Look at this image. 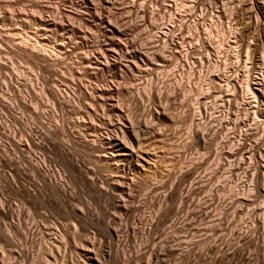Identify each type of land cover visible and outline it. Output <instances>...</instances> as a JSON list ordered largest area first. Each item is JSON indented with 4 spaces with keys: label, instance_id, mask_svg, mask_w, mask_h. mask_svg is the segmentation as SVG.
<instances>
[{
    "label": "bare ground",
    "instance_id": "bare-ground-1",
    "mask_svg": "<svg viewBox=\"0 0 264 264\" xmlns=\"http://www.w3.org/2000/svg\"><path fill=\"white\" fill-rule=\"evenodd\" d=\"M38 1L39 0H0V10L4 11V13H1V14H7L5 11L9 12V10H12V9L15 10V11H20V12H18L20 17L19 16L18 17L20 18V20L22 22H25L27 24L28 23L29 24H34L35 26L38 27L37 28V27L34 26L35 29H32V30H34V34L31 33L29 30H25L26 32L21 31L20 35H18L17 33L15 34L16 36L18 35L17 37L15 36L16 37L15 41H18V42H16L14 44L15 46H17L15 48L18 49V53L17 54L20 55V57L27 58V59H32L38 65V67H41V69H42V67H44V66H42V64L47 65V67L49 66L48 69L50 67L51 68L54 67L53 70L49 69V70H51L49 75L50 74L54 75L55 71H56L55 68H57V66H59L60 64L65 65L64 69L66 68L68 70L69 75L72 78H74L78 74L77 71L78 70L81 71L82 67L80 66L81 68L80 69L78 68V70L76 71V69L72 67L73 64L70 65V63L67 62V60L69 59L70 54H71V50H69V47H71V45H73V47L74 46L75 47L73 48L72 51L78 50V49H79L78 51H80V49L84 45L86 46L87 45L86 44L87 43L86 40L88 39L87 38L88 35L85 37V38H87L86 40H85V38L83 36L86 35L85 34L86 31H90V30L87 29L85 32L83 30V32H84L83 33L81 28L84 29V28L87 27L86 26L87 24H88V27H89V25L92 26V24L88 20L89 18L87 19L88 21L85 22L86 20L85 21L83 20V15L84 14L80 15L79 11H77V10L76 11H74V10L73 11L66 10V8L64 6L65 0L63 1V3L61 1V3L63 4L64 7L61 4H59V2L57 1V4H55L54 8L51 5H43L44 3L42 4V3L38 2ZM40 1L42 2V0H40ZM50 1L52 2V0H50ZM70 1H72V0H70ZM70 1H68V3H72ZM98 1H99V4H101L102 2L107 4L111 0H109V1L108 0H82V2L79 3V4L77 3L76 6L78 8H83L82 6H84V8L87 10V12L95 14L96 13L95 11L97 10L96 9L97 5H95V2H98ZM149 1L151 3V1L153 2L154 0H149ZM157 1H156V3H157ZM189 1L190 0H188V2ZM44 2H46V1L44 0ZM47 2H48V0H47ZM54 2H55V0H54ZM111 2L109 4H111ZM200 2L201 1H197V0H193L192 1L191 0V5L189 7L190 10H189V13L187 14L188 18H190L193 15L196 16V14H198L197 12L200 9L199 5L203 1L201 3ZM50 4H53V3H50ZM113 6H114V3H113ZM68 7H71V6H68ZM104 7L106 8V6H104ZM122 7L126 9V7H124V6H122ZM147 7L144 6V5H143V7H140V9L142 8L141 9L142 12L141 11L140 12L142 13L141 16H142V20L143 21H145L146 18H148L150 16V18L153 20V23L156 25V26L154 25L155 31H157V33H155V38L150 36V38H153V40L151 39V41H150V39H148L150 42L154 41V43H152L153 45H151V43L147 40L152 47L149 46V47H151V48H149L148 47V43H144V42L138 44L137 42H139V41H136V40H135L136 42H132V41H134V40H132L131 41L132 44L129 43L128 46L126 45L127 42H125V44H124V41H123V44L128 49H130V51L128 52L127 51L128 49L126 48L127 49L126 51L128 52V54L130 53V54L133 55V57H132L133 59H135L137 56L141 57V56L144 55L145 59H148L149 62L152 61L150 63L154 62L153 66H156L155 69H159V67L163 66L162 64H161L162 65L161 66L160 63H162V62L164 63V61L166 62V60L168 58V55H167L168 53H170V55L172 56V57L170 56L171 58L177 59L176 57H178V56H175V51L178 50V48L181 46V44H180V40L178 41V39L176 38L177 36L172 37L174 35L168 34V36L171 35L170 36L171 38H170V37H167L166 35L165 36L161 35L160 29L166 23V18L164 17L166 14L161 15L162 11H158V10H157V12L154 11L153 5H152V7L148 8L146 10ZM109 8H110V5H109ZM129 8L126 9V10H129ZM6 9H9V10H6ZM69 9H72V8H69ZM74 9H76V8L74 7ZM107 9H108V7H107ZM166 9H168V8H166ZM30 10H33V12L35 10L36 11L35 13H37V14L32 13ZM83 10L80 9V13ZM132 10H129V11L132 12ZM136 10L138 11L139 9L136 8ZM29 11L31 13H29ZM85 11H84V13H85ZM100 11H102V10H100ZM129 11H127V12H129ZM140 12H138V13L140 14ZM99 14H103V13H99ZM99 14H98L97 17L103 16V15H99ZM122 14H123V12H122ZM139 14H137V12H136L135 15H139ZM15 15H17V14L15 13ZM111 15L112 14H110V16ZM129 15L130 14H128V18L130 17ZM12 16H13V18L11 17V19H14V15L13 14H12ZM106 16L107 15H105L104 18H106ZM110 16H109V19L114 17L113 16V17L110 18ZM119 16H121V15H119ZM9 17H10V15H9ZM9 17L6 16V18H9ZM15 17H17V16H15ZM86 17H84V18H86ZM97 17L95 18L96 20H97ZM125 17H127V16H125ZM131 17H133V15ZM137 17H139V16H137ZM137 17L135 16L134 18H137ZM140 17H139V19H140ZM92 18H94V17L92 16ZM107 18H108V16H107ZM115 18L118 21L117 17H115ZM199 18H201V17H199ZM81 19L83 20V24L86 23V25H85L86 27H79L80 24H78V22L82 21ZM95 19L93 20V22L95 21ZM102 19H103V17H102ZM131 19L132 18H130L129 20H126V21H130ZM139 19H137V20H139ZM151 19H150V21H151ZM20 20L18 19V21H20ZM201 20L203 21V19H201ZM15 21H17V20H15ZM117 21L114 22L112 19L111 20L103 19V23L105 25V28H103V27H101V28L106 30V35L104 37L107 38V36H108V39L106 41V44H104L105 46H103V42H102V46L100 45L101 43L98 42L99 45H100L99 51L100 50H102V51L97 52L98 49L97 50L93 49L95 51L91 50L93 52V53L91 52L92 54L89 53L90 51L89 52L87 51L88 53H86V55H84L83 57H82V55L79 56L80 58L82 57L79 61H78L79 58L76 59L75 65L76 64L79 65L77 62H80V65H85V66H83V67H85V70L82 69V73H84L85 71L87 72L88 70H90V71L91 70H93V71L96 70V71L104 73L105 70L111 69L112 67L116 68L115 70L117 72L118 68L121 65L124 64V63L121 64V65L117 64V62H116L117 58H116V56L114 54L117 53L118 50H120V52H121V50L123 51V48L125 46L120 44V39H119V41H117L113 37L112 38L110 37L111 35H113V33H117V31L119 29H121V27L120 28L117 27L118 30L115 29L116 26H114V25H116ZM131 22H129V23H131ZM134 22H136L135 19H134ZM139 22L140 23L138 25L142 24L141 21H139ZM187 22H186V19L181 22V29H184L187 26ZM198 22H201V21L198 20ZM96 23H97V21H96ZM96 23H95V25H96ZM137 23H138V21L135 24L136 26H137ZM99 24H101V23L99 22L98 26H99ZM117 24H119V23H117ZM121 24H123V23L121 22ZM195 24H196V22H195ZM195 24H193L195 26V28H196V26L197 27L199 26V25H195ZM127 25H128V23H127ZM127 25H125V26H127ZM81 26H83V25H81ZM94 26H93L92 30H94ZM101 26H103V25H101ZM117 26H120V24L117 25ZM151 26H153V25H151ZM258 26H260V25H258ZM129 27L130 26H128V28ZM154 27H153V29H154ZM199 27H201V25ZM28 28H29V26H28ZM36 28L39 29V31H40V28H41V32L43 31V33L50 32L52 35L56 34V36H58L60 34L61 35L60 36L61 40H63V41L62 42L60 41L61 43H59L58 41H57L58 43L52 42L51 41L52 39L50 38V36H49L50 40H49V38L47 36H45L43 38H40L39 36H41V35L37 36L38 37L37 38V37H35V30H37ZM96 28H97V26H96ZM99 29H98V31H99ZM127 29H126V32H127ZM129 29H128V31H129ZM134 29H135V26H134ZM137 29H143V28L140 27V28H137ZM148 29L150 30V28H148ZM124 30L125 29L123 28V31ZM132 30H133V27H132ZM134 31H136V29ZM150 31H148V32L150 33ZM155 31H152V32L154 33ZM13 32L15 33L14 29H13ZM16 32H18V30ZM38 32H37V34H39ZM41 32H40V34H42ZM93 32H96V30L93 31ZM108 32H110V34ZM6 33H2L0 31V52H1L0 55H3L2 48L4 49V45L6 44V42H8V46H9V42L14 43V40H11V38L9 37L10 34L7 33L9 36H6L5 35ZM22 33H24V34H22ZM99 33H101V35H102V32H99ZM103 35H102V37H103ZM114 35H116V34H114ZM176 35H178V34L176 33ZM32 36L37 38V40L35 38H31ZM122 36H125V35L123 34ZM126 36L128 38V35H126ZM133 36H135V35H133ZM120 38H122V37H120ZM163 38H164L165 41H163V44H162L161 42H162ZM92 39H94V38H92ZM141 39H143V38H141ZM59 40H60V38H59ZM104 40H105V38H104ZM121 40H123V39H121ZM169 40L172 43V45L175 48H177V50L171 48L172 50L170 52H168V51L166 52L165 51V48H167V47H165L164 45ZM96 41H97V39H96ZM96 41H92V42L96 43ZM101 41H102V39H101ZM127 41H128V39H127ZM144 41H145V39H144ZM92 42H91V44H92ZM95 43H93V45ZM169 46H171V44ZM87 47H89V45ZM6 48H7V46H6ZM87 49L88 48H86V50ZM85 51H84V54H85ZM114 51H117V52H115L113 54ZM14 52H17V51H14ZM14 52H12V55H14ZM111 53L113 55L114 60H113V58H111L112 57ZM72 54H73V52H72ZM76 54H77V51H76ZM79 54H77V56ZM82 54H83V52H82ZM128 54L127 53L124 54L125 59L123 57V61L126 60ZM5 55H6V53H5ZM7 55H11V54H7ZM121 55H119L118 57H122L123 56V55L122 56ZM132 55H130V57ZM186 57H188V56H186V54H184V53L181 56V60L183 61V65H182V62L178 61V62H180L179 64L182 65V67H181V65H179L180 68H182V71H183L184 67L186 68L187 66L188 67L190 66V65H186V60H188ZM140 59L143 60V58H140ZM81 61H82V63H81ZM121 61L122 60L120 58V62L119 63H121ZM134 61H136V60H134ZM145 61H147V60H145ZM0 62H2V63H0V74H2L1 73L2 71L7 70V67H5L7 65V63H6L7 60H6L5 63H3L2 60H0ZM133 62H131L132 64L128 65L127 64L128 61H127L126 65L129 66V68L131 70H132L131 67H133L134 69H137L136 72L139 73L140 69H139L138 64H136V65L134 64L133 65ZM136 63H138V62L136 61ZM143 63H145V62H143ZM197 63H199V62L197 61ZM200 64H201V62H200ZM126 65H124V66H126ZM147 65H149V64H147ZM141 66L143 67V64ZM141 66H140V68H142ZM153 66L151 65L152 68H153ZM47 67H46V69H47ZM126 67H124V68H126ZM176 67L178 68V66H176ZM192 67L193 66H191V69H192ZM8 68L11 70L10 67H8ZM148 68L150 70V67H148ZM205 68H206V66H205ZM86 69H88V70H86ZM127 69H128V67H127ZM134 69L132 70L133 72H135ZM258 69H259V67H258ZM13 70H15V68ZM192 70L194 71L195 69H192ZM253 70H255V69H253ZM9 71L7 70L6 73L4 72L5 75ZM42 71H44V70L42 69ZM80 71H79V73L82 75V73ZM121 71H123V70H121ZM150 71H149L148 75L151 74ZM177 71L178 70H175V69L173 71V76H171L172 79L174 78L173 80H175V78L176 79L178 78L179 74H178ZM204 71H206V70L203 69V71L202 70L198 71L199 74H201L200 75V79H199V76H198V80H202L203 78L205 79L204 75H206V74H204L205 73ZM14 72L15 71H13V73ZM129 72L133 73L131 71H129ZM176 72H177L178 75L176 74ZM202 72H204L203 75H202ZM254 72H251V77H252V74H254ZM11 73L12 72H10V75H11ZM89 73H91V72L86 73L87 76L90 75ZM108 73H107V75H112V74L115 73V71H114V73L110 74V72L108 70ZM119 73L122 74V72H119ZM181 73H183V72H181ZM190 73L191 72H189V74ZM146 74H147V72H146ZM191 74H193V73H191ZM261 74L262 73L257 72L256 76L253 77L254 78L253 80L255 81L256 79L260 78ZM5 75H4V77H1V75H0V77H1L0 78V178H1V181L5 184V187L3 186L4 188L2 186L1 187L3 189H7L6 188V186H7L14 193L21 195L23 197V199L25 200V202H28L29 204H32V205L36 204L38 206L49 207V208H51L50 209L51 211L53 210L52 208L64 207L62 209L68 210L69 215L67 213L66 214L68 215V217L70 216L71 219L73 220V222L75 223L74 224V228H73V225L71 224L73 222L69 223L72 226L71 229H74L76 231L75 227H78L79 229H81L83 231V229H85V227H87V225H94L97 228L100 227L104 231V234H105V237H106L105 241H100L101 238H100V240H96L94 238L92 240L90 239V240L84 241L85 243H84V245L82 247L81 246L80 247H76V245H74V239H77V238H74L75 235L73 237L72 233L70 234V232H71L70 228H69L70 230H68L69 232H67V230H66V229H68L66 227H69V224H68V226L65 227L66 228L65 229L64 226H63L64 223H63V225H59L56 222H55L56 225L55 224L52 225V223H51L52 227H50V229H48V226H47V229L45 228L46 230H48V232H51L48 235L50 244H49V246H48V244H46L44 248L41 247L42 249L41 248L39 249L41 254H39L37 259L34 260V259H32L33 258L32 255H33V250H34L35 245H36L35 244V239H37L35 236H36V232L39 231L38 228H40V226L37 224L38 222L36 224L27 225L28 223H25L24 218H23L25 216V215H23V209L19 208L17 206V204L15 205V204L9 203V201H11V200L9 199V201H8L5 198V196L3 197V193L0 192L2 194V195L0 194V231H1L0 234H2V239H3L2 241H3L4 245L7 248L10 249L9 252L12 255H16V257H19V258L20 257L24 258L31 264H52V263L53 264H188L193 256L196 257L197 254H199L198 256L202 257L203 254H205L208 250H210V248H212L211 245L206 244L208 242L206 240V237L201 240L200 238L202 236L200 235L199 240L197 239L198 241H196L195 240L196 238L194 239V237L190 238V235H191L190 232H192L191 231L192 230L191 226H193L194 220L196 221V219L200 218L201 214L207 216L208 212L206 210H207V208L209 209V207H208L209 205L208 206L206 205L207 207L205 209H204V206H202L203 207L202 208L201 206L197 207L195 205L198 208L197 211L196 210L194 211L193 207L191 208V206H194V205H192L193 204L192 202L194 200L193 201L190 200V198H192L191 194L193 193V195H194V190L191 189L192 188V186H191L192 184L190 185L191 187H188V185H187L188 188L185 187L184 184H186V182L189 181L191 179V177H193V172H194V171H192L193 169L192 170H190V169L188 170L187 169L188 171L184 170L185 172H182L180 174V176H178V178L176 177V179L174 181L172 180L173 183L171 184V187L169 186L170 188L164 193H161V190H165L163 188H166V187H164L165 185L168 186L166 184L167 182L164 183V184L152 183L148 187L146 186L147 187V188H145V192L146 193L145 194H141L142 196L143 195L145 196V197L143 196V198H145L144 199L145 200V202H144L145 206L142 204L141 201L140 202L139 201L136 202L137 200L135 201V197H138V196H134V194H135L134 193V189H135L136 186H140L139 184L137 185V183H139V182H137L138 180L136 181V179H137L136 176H140L141 177L145 173H147L148 171H150L152 169L158 170V168H159L158 167L156 169V166L158 165V161H159L158 159H156V157H159V156H157L156 154H155L156 156L154 155L153 151L155 149H153V147L150 149V147L152 146L151 144H150L151 146L149 147V149L147 148V145H148L147 143H146V148H145V146L143 144V141H144L143 139H146L145 136L149 137L150 134L153 135L156 127H155V125L152 122L150 123L149 121H145L146 117L143 120L140 118L141 116L139 117L141 120L136 117L137 120L138 119L140 120V121H137L136 118L134 117V115H132L131 113L126 114L125 111H127V110L124 111L123 110L124 108L122 107L123 108L122 109L120 107L122 105L118 106L115 103V100H114L115 95L114 94H116L117 96H120L117 93H120V91L122 89L120 90V88L117 87L119 90L116 89L117 90L116 91L115 88H112L109 85H107V87L106 86L105 87H101V86H97L96 85L97 87L95 86V88L93 87V89H90V88L87 89L86 86H85L86 87L85 88L84 85H82L83 84V83H81L82 81L81 82L80 81L79 82L76 81L78 83H75V82H73V80L68 79L69 81L71 80V82H72L71 85L74 86L72 88V90H70V88H68L70 86H68V85L66 86V84L68 83L67 82L68 80H67L66 84L63 83L64 84L63 87L64 86L67 87V88H65V91L64 90H60L58 88L46 91L47 89L45 87H43L42 89L40 88L41 90L38 89L39 83L37 82V80H34L32 78L28 79L29 78L28 76L25 77L24 75L20 74V72L16 73L15 75L13 74L12 76L8 75V76L5 77ZM81 75H80V77H83V75L82 76ZM31 76H33V75H31ZM236 76L238 77V75H236ZM243 76L246 77V81H245L246 87H245V89L247 88V92H248L247 93L246 90H245V94L246 95L248 94L249 98L251 100H252V98L256 99V97L259 96V95L256 96V94L258 93L259 89L257 90L256 89L257 87L256 88L255 87L251 88V86L252 85H256V83H253L252 85H250V71L249 70L245 71V75H243ZM89 77H91V75ZM121 78H123V77L121 76ZM134 78H135V81H140L139 84H140L141 87L145 85V87L142 88L143 92H144L143 95L144 96H145V94L148 95L149 97L146 96V98L148 97V99L150 97H152L151 96V94H152V88H151L152 85L150 84L151 81L146 80L145 76L138 75V74L134 75ZM181 78L179 76V79H181ZM184 78L185 77H183L182 79H184ZM188 78L189 77L187 76V79ZM204 79L202 80L203 82H201L200 84L197 82V84H199L198 85V91L200 92L199 94H202V95H203V92H205L206 90L209 91V87L205 88L207 84L208 85H214V83H215L214 80L212 81L209 78H208V80L205 79L206 81H204ZM62 80L65 81L64 79H62ZM74 80H76V79H74ZM238 80H239V78H238ZM178 81L176 80L174 82L180 83V80H178ZM186 82L188 83L189 80L186 81ZM205 82H209V83L206 84ZM234 82H235V80H234ZM127 84H128V82H127ZM190 85L192 86V84H190ZM138 86L134 85V87L132 88V92H133V90H137L136 91L137 92L136 96L140 95V92L142 91L141 88H137ZM181 86H183V85H181ZM221 86L222 85H220V87ZM155 87H157V86H155ZM176 87H177L176 85L175 86L173 85L172 90H175ZM188 87H190V86H188ZM211 87L213 88V86H211ZM182 88L184 89V87H182ZM215 88H213V89H215ZM140 89H141V91H140ZM187 89H191V88H187ZM195 89L197 90V88H195ZM88 90H90V93H89ZM218 90H219V87H218L217 91ZM125 91H127V88H126ZM125 91H123V92H125ZM132 92L129 91V93L133 94ZM153 92L155 93V96H156V97L154 96L153 98H156L155 100L159 99V101H160L161 100L160 99L161 98L160 93H156L157 91L156 92L153 91ZM45 95H49L51 97V99L53 100V103H52L53 107L52 108H47V107L45 108L43 106V103H44L43 102V98L45 97ZM77 95H79V96H77ZM121 95H124V94H121ZM124 96H126V95H124ZM128 96H130V94ZM263 96H264V94H263ZM138 97H136V98H138ZM203 97H205V96L203 95ZM73 99L79 101V103L82 102V100L87 101L88 104L85 103L86 106L82 105L83 107H86V112L84 110L82 112V114H84L83 115L84 118L86 116H88L89 119L90 118L92 119L93 116L95 115L94 113L96 112V110H95L96 108L93 111L92 110L93 108H91V107H98L99 106V107L104 108L105 110H107V112L111 113L114 117H112L111 120H109L110 122H108L109 124L107 126L110 125L112 127V130L114 129V133L113 134L111 133L110 135L107 134L108 136H105V135L101 136L100 135L99 137L93 135V134L97 135V133L99 131H101L100 128L98 127L99 125H97L100 122H98L95 125L96 121L99 120L100 116H99V118L97 120L94 119V118L92 120H90L92 123L88 119H84V118L82 119L83 121H80L81 119L80 120L76 119L75 121L65 120L63 118V112H65L68 108H72L73 107V105H72L74 103ZM135 99H134V101H135ZM138 100H139V98H138ZM200 100L198 101V99H197V102H195L194 104H191L192 110H193V114H194V117L199 116V118L200 117L201 118H205V117H207L208 111L206 112V108L202 107L203 106L202 103L204 101L201 100L202 102H200ZM116 101H117V99H116ZM118 101H121V100H119V97H118ZM130 102H132V101H130ZM150 102H152V101H150ZM231 103L233 104L232 101H231ZM137 104H141V106L143 105L142 103H140V101H139V103L137 102ZM200 105H202V106L200 107ZM207 105H209V104H207ZM55 106H57V109L60 111L59 114L57 113V110L55 109ZM143 106H145V105H143ZM143 106H142L141 109L144 108ZM205 106H206V103H205ZM229 106H230V104H229ZM258 106H259V104H258ZM217 107H218V105H217ZM242 107H244V106L242 105L241 107H238L239 110L242 109ZM255 107L256 106H254V104L250 105L249 107H247L248 110L247 109L246 110L248 112L247 113L248 116L251 115V113H253L252 111L254 110ZM145 109L143 111H145ZM164 109H162V111H161L162 113L159 112V114H158L159 116H160V114H163V115L165 114V113H163L165 111ZM21 111H23V113H25V112L30 113V115H29L30 117L28 118L25 115L27 117V118H25L24 114ZM157 111H159V110H157ZM255 111H254V113H255ZM107 112H104V113H107ZM242 112H243V110H242ZM136 113H138V112H136ZM218 113H223V112L219 111ZM156 114H157V112H156ZM260 114H262V113H260ZM54 116H57L58 123H54V122H52L50 120V118H52ZM97 116L98 115H96L95 118ZM142 116H143V114H142ZM246 117H247V115H246ZM157 119H160V118H157ZM254 119L255 118H253L252 122L254 121ZM94 121H95V123L93 124ZM105 122H107V121H105ZM36 123L38 125H36ZM200 124L202 125V123H200ZM239 124H240V122H239ZM242 124H244V123H242ZM233 125H234V129L236 130V132H238V126H239L238 122L233 124ZM259 128L260 127L258 126V129ZM109 129H111V128H109ZM258 129H256V130H258ZM156 131L159 132V129L156 130ZM154 134L159 135L160 132H159V134H157L156 132ZM201 134H202V138H204V133L202 132ZM74 135H76V137L79 135L78 136L79 137L78 141H76L77 138L74 139L75 138ZM153 138H155V136H153ZM21 140L24 141L23 143H25V146H24L23 143H21ZM148 140H150V139L148 138ZM162 142H163V140H162ZM241 142H240V144H237V145L240 146ZM245 145H246V143H244V146ZM80 147L85 149V150L87 149L86 147H89V148H91L93 150V152L97 149L98 151L104 153V156L107 158L106 161L107 160L112 161V162H114L117 165L116 168L118 167V169L120 171L119 175H116L115 174L116 172L115 173L110 172L112 174H108L110 170L112 171L113 167L112 168L110 167L111 169H109L107 167L108 168L107 169L108 172L106 171L107 172L106 174H108V175L105 176V177L101 176L102 178L97 173V171L96 172H90V171H86L87 169H85V170L82 169V167L79 166V164H78L80 162H77L78 160L75 159V157H74V155L72 153V152L75 153L76 150L79 149ZM246 147H247V145H246ZM246 147H244V148H246ZM244 148L243 149L241 148L243 150V152H245ZM238 149H237V152L238 151L240 152V150H238ZM247 149L248 148H246V150ZM150 150H153V151H150ZM232 151H234V149ZM77 152H79V151H77ZM231 152H230V154H232ZM241 152H240V154H241ZM234 153L236 154V152H234ZM52 155L54 157L58 158L59 162L61 163V166L64 169V172L60 171L61 169L58 170V168L55 165L58 161L55 163L56 160L55 161L53 160V158H52L53 156ZM102 156L103 155H101L100 157L103 158L104 156L103 157ZM218 157H221V156L218 155ZM95 159H98V158H95ZM103 159H102V161H105ZM99 160H100V158H99ZM114 163H113V165H114ZM109 164H110V162H109ZM101 165H103V164H101ZM111 165H112V163H111ZM98 169H100V167ZM100 171H102V166H101V170H98V172H100ZM116 171L118 173V170H116ZM256 171H255V173H256ZM113 174H115V175H113ZM232 174H233V172H232ZM256 174H255V176L257 177L259 173L257 175ZM260 174H262V173H260ZM169 176H171V175H169ZM140 177H138V178L140 179ZM146 177H148V176H146ZM146 177L143 176V178L141 177V179L145 178V180H146L147 179ZM68 179L70 180V183H71V181L72 182L73 181H75V182L80 181L81 184H83L82 186L85 187L84 189H86V192L87 191L90 192V193L93 192L95 194L94 197H97V198H93V199H100L101 201L102 200L103 201L106 200L109 203V205L112 206L113 209H115V210H113L115 212H112V213H116L117 214V212H118L119 215L118 214L117 215L119 217H116L117 215L115 216V214L113 215L112 213L109 214V211H107L106 208L100 207V205H98V204L97 205L100 207V212L99 213H96L95 211H93L90 207L86 206L85 204L83 205L82 209L79 208L80 205L78 206L76 204L77 203L76 199L78 197H80V196H78V194L76 192H74L73 189H70L68 187V185H69V184L67 185V182L69 181ZM259 179H260L259 180V182H260L261 181V177ZM142 181H141V184H144L143 187H145V184L147 185V181H146V183L145 182L142 183ZM150 183L151 182H148V184H150ZM161 183H162V181H161ZM168 184H169V180H168ZM193 186H195V185H193ZM1 187H0V191H1ZM256 187H257V183H256ZM254 189L256 190L255 187H254ZM257 190H258V188H257ZM262 190H264V189H262ZM139 191H142V190L139 189L138 192ZM191 191H193V192H191ZM3 192H5V190ZM135 192H136V190H135ZM258 192H257V194H258ZM261 194H262V191H261ZM259 195H260V193H259ZM6 197L9 198L8 195ZM140 198H142V197L140 196ZM139 200H141V199H139ZM25 202H24V204H26ZM83 202H81V203L83 204ZM146 202H149L152 208L153 207H155V208L158 207L157 208L158 209L157 213H155L154 216H152V217L150 216V218H146L145 215H143L144 216L143 217V216H141L139 214L142 211V209L146 207V205H147ZM190 202H191V204H190ZM28 203H27V205H29ZM100 203H103V202H100ZM105 204H107V203H105ZM109 208H111V207H109ZM147 208H148V206H147ZM190 208L193 209V210H191ZM224 209L220 210V213H217L220 216V217L217 216L218 217V224L217 223L216 224L218 226L221 225V222H222V219H223L222 218L223 214H225V212L227 211V210L225 211ZM54 210H56V209H54ZM143 212H144V209H143ZM34 213H36V212H34ZM56 213H58V211ZM67 215H65V216L67 217ZM38 216H40V215H38ZM25 219H26V217H25ZM5 220H9L10 223H7V221L5 223ZM72 220H70V221H72ZM184 222H186L187 224H185ZM32 223H35V222L32 221ZM138 223L140 225H142V226L136 225ZM183 224L185 226H188V228L190 227L191 229L190 230L189 229H185L184 228L185 226ZM51 225L49 224V226H51ZM217 225H216V227H215V224L211 225L210 226V228H211L210 231H212L214 233L217 230V227H218ZM193 231H194V229H193ZM200 231L197 229V232H200ZM204 231H206V230H204ZM42 232H43V230H42ZM46 232L44 234H48V232L47 233ZM218 232H220V231H218ZM204 233H206V232H204ZM104 234L102 235L103 237H104ZM251 234L252 233H250V235ZM204 235L205 234H203V236ZM206 235H208V234H206ZM241 236L243 238V235H241ZM252 238H253V236H252ZM136 239H138V241H139V239L142 240V241H143V239L145 240V242L140 241V243H142V244L144 243L143 245H141L143 248H139L140 245L139 244H138L139 246L137 245L138 241L136 242ZM254 240H256L255 236L252 239V242H254ZM67 241L73 243L72 244L73 245L72 248L73 247L75 248V250L73 252L76 251V255H75L76 257H74L72 255L73 252L69 253L67 251V250H69V248L66 247L67 246L66 245ZM21 242H23L25 244L24 248H21V247H23ZM258 243H260V242H258ZM135 245H137L138 247L135 246ZM215 246H216V244H215ZM68 247H69V244H68ZM38 248H39V244H38ZM228 248H230V247H228ZM212 249H214V248H212ZM220 249L221 248L219 247V250ZM240 249L241 248L239 247V251L236 250V251L239 252V255L244 254V252L242 254H240V252H241ZM70 250H72V249H70ZM231 250H234V249H231ZM229 251H230V249L228 250V252ZM238 252L236 254H238ZM223 254H224V252H223ZM225 254H227L226 251H225ZM234 254L235 253H233V256H234ZM200 255H202V256H200ZM169 256L174 258L175 260H173V261L169 260L168 259ZM203 258H205V257H203ZM14 259H16V258H14ZM242 259H244V257ZM190 263L192 264V262H190Z\"/></svg>",
    "mask_w": 264,
    "mask_h": 264
},
{
    "label": "rangeland",
    "instance_id": "rangeland-1",
    "mask_svg": "<svg viewBox=\"0 0 264 264\" xmlns=\"http://www.w3.org/2000/svg\"><path fill=\"white\" fill-rule=\"evenodd\" d=\"M45 1L46 2H44V0H42V2H41L39 0L38 2H40L42 4L44 3L43 5H51L54 8L55 4H57V1L59 2V4H61L63 6L62 3L64 0H55V2H54V0H52V2L50 0H48V2H47V0H45ZM61 1H62V3H61ZM68 1H70V0H65V2H64V6H65L66 10H70V11H73V10L76 11L77 10V11H79L80 15L84 14L83 20L84 21L86 20L85 22H87L89 20L90 23L92 24V26L89 25V27H88V24L87 25H86V23L83 24L82 19H81L82 21H79L80 23L78 22V24H80L79 27H86L87 26L84 29L81 28L82 32H83V30L85 32L87 29L91 31V32L86 31L87 32V33L85 32L86 35L83 36L85 38L88 35L87 36L88 39L85 38V40L87 39L86 40L87 45L86 46L84 45L81 48L82 50L80 49L81 52L78 51L79 49L74 50L75 52L72 51L73 48L75 47V46L73 47V45H71L72 48L69 47V50H71V54H70V57L67 60V62L70 63V65L73 64L72 67L75 68L76 71L78 70V68L80 69L82 67L81 71L80 70L77 71L78 74L76 75V77L72 78L69 75L68 70L66 68L64 69L65 65H62V64H60L59 66H57V68H55L56 71H55L54 75H51V74L49 75V73L51 71L49 69L53 70L54 67L53 68L50 67L48 69L49 66L47 67V65L42 64V66H44V67H42V69L44 71H42L41 67H38V65L32 59L23 58L17 54L18 49L15 48L17 46H15L14 44L18 41H15L16 40L15 38L21 34V31L26 32L25 30H29L31 33L34 34V30H32V29H35V27H37V26H35L34 24H29V23H28L29 24L28 25L27 23L22 22L19 18L20 17L19 14H18V12H20V11H15L13 9H12L13 11L6 9V10H9V12L5 11L7 14H1V13H4V11L0 10L1 11L0 12V31L2 33L7 32L8 34H10V36L7 33L5 35L9 36L11 38V40H14V43L9 42V46H8V42H6L7 45L6 44L5 45L7 46L8 49L6 48L5 45H4V49L2 48L3 55H0V57L2 56L0 58V60H2L3 63H5L7 60V62H6L7 65L5 67H7L8 71L10 70L8 67H10L11 70L6 75H5V73L7 70L2 71L1 72L2 74H0L1 77H4V75H5V77L10 75V72H12L10 76H12L13 74L15 75L16 73L20 72V74L24 75L25 77L28 76L29 77V78L27 77L28 79L32 78L34 80H37V82L39 83L38 89H40V88L42 89L43 87H45L47 89L46 91H49L52 89H57V88L65 91V88H67V87H65V86L63 87V85L66 84V81L68 79L73 80V82H75V83L82 81L81 82V83H83L82 85H84V87L86 86L87 89H89V88L93 89V87L95 88L96 85L101 86V87H105V86L107 87V85H109L112 88H115V90L116 89L119 90L118 88H120V90L122 89L120 91V93L124 94L126 96L121 95L120 93H117L120 96H117L116 94H114L116 97V98L114 97L115 103L118 106L122 105L120 107L121 108L123 107L124 109L123 108L122 109L124 111L125 110L128 111V112L125 111L126 114L131 113L132 115H134L135 118L136 117L139 118L141 116L140 118L142 120L146 117L145 121H149L150 123L152 122L155 125V127L157 128V129L155 128L154 133L156 132L157 134H159V132H160L159 135H156L152 132L153 135L150 134L149 137L145 136L146 139H143L144 140L143 144H144L145 148H146V143L149 145V146L147 145L148 149L152 145L150 147V149L153 147V149H155V150L154 151L150 150V151H153L154 155L156 154L157 156H159V157H156V159L159 160V161L157 160L158 165L156 166V169L158 167L159 168H158V170L152 169V170H150L151 172L148 171L147 172L148 174L145 173L143 176L144 177L148 176V177H146L147 178L146 180H145V178L141 179V177L143 178V176H141V177L136 176L137 177L136 181L138 180L137 182H139V183H137V185L139 184L140 186H136L134 189V193H135L134 196H138V197H135V201L136 200H137L136 202L141 201L142 204L145 206V203H144L145 198H143L144 195L143 196L141 195V194L146 193L145 188H147L152 183L164 184L167 182L166 184L168 186L165 185L164 187H166V188H163L165 190H161V193H164L171 187V184L173 183V181L176 179V177L178 178V176H180V174L182 172L188 171L189 169L190 170L193 169L192 171L195 172V173L193 172V177H191V179L189 181H187L186 184H184L185 187H187V185H188V187L192 186L191 189L194 190V195L192 193L191 194L192 198H190L191 201L194 200L192 202L193 203L192 205H194V206H191V208L193 207L194 211L195 210L197 211L198 210L197 207L204 206V209H205L209 205L208 206L209 209L207 208V210H206L208 212L207 216L201 214L200 218L196 219V221L194 220V222H193L194 224H193V226H191L192 232H190L191 233L190 238L194 237V239L196 238L195 240L198 241L200 238V235L202 236L200 238L201 240L206 237V240L208 241V242L206 241L207 242L206 244L211 245L212 248H214V249L210 248V250H208L205 254H203V256L200 255L202 257H199L198 256L199 254H197L198 257L195 255L197 258L193 256L188 264H191L190 262H192V264H264V195H263L264 190H262V189H264L263 188L264 187V173H263L264 172V96H263V94H264V76H263L264 75V0H206V1L205 0H197V1H201V2L203 1V2L202 3L200 2L201 4L199 5L200 9L197 12L198 14H196V16L193 15L195 18L193 16H191L190 18L187 17V14L189 13V10H190L189 7L191 5V0L189 2H188V0L187 1L186 0H158L159 2L157 0H154L155 2L151 1V3L149 0H111L114 3V6H113V3L109 0H108L109 2L107 4H105L103 2L101 4H99V1H98V2H95V5H97V8H96L97 10L95 11L96 12L95 14L87 12V10L84 8V6H82L83 8H78L76 6V4L81 3L82 0H72V1H70L72 3H68ZM156 1H157V3H156ZM110 2H111V4H109ZM50 3H53V4H50ZM109 5H110V8H109ZM143 5L146 7L149 5L146 8V10L148 8L152 7V5H153L154 11H156V12H157V10L162 11L161 15L166 14L164 16L166 18V23L160 29L161 35H163V36L166 35L167 37L174 35L172 37L177 36L176 38L178 39V41L180 40V44H181L180 47L181 48L179 47L178 50H177V48H175L172 45L170 40L167 41V43H165L164 46L167 47V48H165V51L170 52L172 49H175V50H177V51L174 50L175 56H178V57H176L177 59H173V58H171L172 56L170 55V53H168V54L166 53L168 55L169 59L167 58V60H166L167 63L165 61H164V63L163 62L160 63V65L162 64L163 66L161 65L162 67H159V69H155L156 66H153L154 62L150 63L152 61L149 62L148 59H145L144 55L141 57L137 56L135 59H133L132 58L133 55L130 53L128 54L130 49H128L124 45L125 42H127V44H126L127 46L129 45V43L132 44L131 43L132 40H134L132 42L139 41V42H137L138 44H140L142 42L148 43V47L153 45L152 43H154V41H152V42H150V41H151V39L153 40V38H155V33H157V31H155V27H154L155 24L153 23V20L150 18V16L148 18H146L145 21L142 20V16H141L142 15V13H141L142 8L140 9V7H143ZM68 6H71V7H68ZM104 6H106V8ZM122 6L126 7V9H128L130 7L131 9L129 8V10H132V9L133 10L131 12L129 10H126ZM74 7L76 9H74ZM107 7H108V9H107ZM135 7L139 10L137 11ZM69 8H72V9H69ZM166 8H168V9H166ZM80 9L81 10L84 9V10L81 11V13H80ZM100 10H102V11H100ZM30 11L34 14H37V13H35L36 12L35 10H34V12H33V10H30ZM30 11H29V13H31ZM84 11H85V13H84ZM127 11H129V12H127ZM122 12H123V14H122ZM136 12H137V14H139L138 12H140V14L135 15ZM15 13L17 15H15ZM99 13H103V14H99ZM109 13L112 15L110 16ZM12 14L14 15V19L17 21H15L14 19H11V17L13 18ZM98 14L103 15V16L97 17ZM128 14H130L129 18H128ZM5 15L8 17L10 15V17H9L10 19L6 18ZM105 15H107L108 18H107V16H106V18H104ZM119 15H121L122 17ZM124 15L127 17H125ZM132 15H133V17H131ZM15 16H17V17H15ZM92 16L94 18H92ZM109 16H110V18L114 16L113 18H111L114 22L117 21L115 18V17H117V19H118L117 23H119L120 26H117L119 24L116 23V25H114V26H116V28H115L116 30H118V28L121 27V29H119L117 31V33H113V35H111L110 37L111 38L113 37L117 41H119V39H120V44L125 46V47L123 46L124 47L123 51L121 50L122 53L120 52V50H118L119 53L117 51L113 52V54L115 52H117L114 54L117 58L116 59L117 64H120V65L123 63L124 64L121 65L122 67L120 66L118 68V71H117L118 73L116 72V70H115L116 68H114V67L111 68L112 70L108 69L110 74L114 73V71H115V73L112 74L114 77L112 75H107L108 70H105L103 73V72H99L96 70L90 71V70L86 69L88 71L87 72L85 71L84 73H82V69L85 70V67H83L85 65H80V62H77L79 65H77V64L75 65L76 59L79 58L78 59V61H79L89 51H90L89 53L92 54L93 52L91 50H93V49H96V50L98 49L97 52L102 51V50L99 51L100 45L102 46V42H103V46H105L104 44H106V41L108 39V36H107V38L104 37L106 35V30L103 29V28H105V25L103 23V19L111 20V19H109ZM135 16L136 17L141 16V17L139 19V17L134 18ZM84 17H86V18H84ZM96 17H97V20L95 19ZM102 17H103V19H102ZM199 17H201V18H199ZM130 18H132L130 21H126V20H129ZM18 19L21 22L18 21ZM94 19H95V21L93 22ZM134 19L136 22L138 21L137 26L135 25L136 22H134ZM137 19H139V20H137ZM150 19H151V21H150ZM185 19H186V22L188 20L189 21L187 22V26L184 29H181V22ZM201 19H203V21ZM198 20L201 22H198ZM96 21H97V23H96ZM139 21L142 22V24H140L141 26L138 25L140 23ZM99 22L101 24H99V26H98ZM121 22L123 24H121ZM124 22L125 23L127 22L128 25H127V23L125 24ZM129 22H131V23H129ZM149 22L150 23L152 22L153 24L152 23L150 24ZM195 22H196V24H195ZM95 23H96V25H95ZM193 24L199 25V26L201 25V27L198 26L199 27L198 28L196 26V28H195V26ZM81 25H83V26H81ZM101 25H103V26H101ZM125 25H127V26H125ZM151 25H153V26H151ZM258 25H260V26H258ZM28 26H29V28H28ZM93 26H94V30H92ZM96 26H97V28H96ZM128 26H130L129 27L130 29L128 28ZM134 26H135L136 31H134L135 30ZM101 27H103V28H101ZM132 27H133V30H132ZM140 27L143 29H137ZM153 27H154V29H153ZM123 28L125 29L124 30L125 32L123 31ZM127 28L129 29V31ZM148 28H150L151 31ZM13 29H14L15 33L13 32ZM98 29H99V31H98ZM126 29H127V32H126ZM17 30L19 33L16 32ZM95 30H96V32H93ZM36 31L38 32L39 29L35 30V37L41 35V36H39L40 38H43L45 36H47L49 38V36H50V38L52 39L51 40L52 42L61 43L63 41V40H61L60 34L59 35L57 34L58 36H56V34L52 35L50 32H48L49 34L47 32L43 33V31L41 32V28H40V31L38 32L39 34H37ZM148 31H150V33ZM152 31H155V32L153 33ZM40 32L42 34H40ZM99 32H102V35L105 33L103 35L105 40L102 37L101 33H99ZM16 33L18 34L17 36L15 35ZM108 33L110 34V32H108ZM122 33L125 36H122L123 35ZM176 33L178 35H176ZM22 34H24V33H22ZM114 34H116V35H114ZM168 34H171V35L168 36ZM126 35H128V38ZM133 35H135V36H133ZM119 36L122 38H120ZM150 36L153 38H150ZM35 37L32 36L31 38H35ZM37 38H35V39L37 40ZM50 38H49V40H50ZM59 38H60V40H59ZM92 38H94V39H92ZM126 38L128 39V41ZM141 38H143V39H141ZM164 38L161 42L162 44H163V41H165ZM96 39H97V41H96ZM101 39H102V41H101ZM121 39H123V40H121ZM144 39H145V41H144ZM148 39H150V41ZM147 40L151 43V45ZM92 41H96V43L92 42ZM123 41H124V44H123ZM91 42H92V44H91ZM98 42L101 44L99 45ZM93 43H95V44L93 45ZM170 44H171V46H169ZM88 45H89V47H87ZM151 47H149V48H151ZM86 48H88L89 50L88 49L86 50ZM14 51H17V52H14ZM76 51H77V54L80 53L78 56L76 54ZM84 51H85V54H84ZM93 51H95V50H93ZM12 52H14V55H12ZM72 52H73V54H72ZM82 52H83V54H82ZM5 53H6V55H5ZM126 53L128 54L127 58H126V60L128 59L127 60L128 63L126 60L123 61L124 54H126ZM183 53L186 54V56H188V57H186L188 59V60H186V65H190V66L189 67L187 66L186 68L184 67L183 71H182V68H180V66H179L181 64H179V63L182 62V65H183V61L181 60V56L183 55ZM0 54H1V52H0ZM7 54H11V55H7ZM118 54L119 55L122 54L123 56L121 55L122 57H118L119 56ZM81 55H82V57L80 58L79 56H81ZM111 55H112V53H111ZM130 55H132V56L130 57ZM111 58H113V55ZM120 58L122 60L121 63H119ZM140 58H143V60ZM124 59H125V57H124ZM113 60H114V58H113ZM132 60L133 61L136 60L138 63H136V61L133 62ZM145 60H147V61H145ZM130 61L133 62V65L138 64L139 69L140 70L142 69L141 70L142 72L139 70V73H137L136 72L137 69H134L133 67H131L132 70L134 69V71H135V72H133L129 68V66L126 65V63L128 65L132 64ZM178 61H180V62H178ZM197 61L199 63H197ZM143 62H145V63H143ZM200 62H201V64H200ZM0 63H2V62H0ZM81 63H82V61H81ZM142 64H143V67L141 66ZM147 64H149V65H147ZM150 64L153 66V68L151 67ZM124 65H126L129 70ZM182 65H181V67H182ZM140 66L142 68H140ZM176 66H178V68ZM191 66L194 67V68L192 67V69H195L194 71L191 69ZM205 66H206V68H205ZM46 67H47V69H46ZM124 67H126V68H124ZM148 67H150L151 71L149 70ZM258 67H259V69H258ZM14 68H15V70H13ZM120 69L123 71H121ZM174 69L178 70L177 72L179 74L178 75L176 72V74L178 75V78L177 79L175 78V80H173L174 78L172 79V77H171V76H173ZM203 69L206 70V71H204L205 73L202 72V75H203V73L206 74V75H204L205 79L208 80V78H209L210 80H212V81L214 80V82H215L214 85H208L207 83H209V82H205L207 84L205 88L209 87V91L206 90L207 92L206 91L203 92V95L205 97H203L202 94H199L200 92L198 91V85L201 82H203L202 80L204 79L202 77L203 78L202 80H198V76L200 79V75H201V74H199L198 71H200V70L203 71ZM253 69H255V70H253ZM12 70L15 72L13 73ZM247 70L250 71V85H252L253 83H256V85H252L251 88L257 87L256 89L257 90L259 89L258 90L259 94L258 93L256 94V96L257 95L260 96V97L258 96L259 98L256 97V99L252 98V100H251L249 98V95L247 94L248 95L247 96L245 94V90L247 92V88L245 89L246 77L243 75H245V71H247ZM79 71L82 73L83 77H80L81 74L79 73ZM129 71L133 72L134 74L130 73ZM149 71L151 73L150 75H148ZM88 72H91L89 74L91 75L92 78L89 77L90 76L89 74H88L89 76H87L86 73H88ZM119 72H122L123 75L120 74ZM146 72H147V74H146ZM181 72H183V73H181ZM189 72H191L193 74H191V73L189 74ZM251 72H254V74H252V77H251ZM257 72L262 73L263 75L261 74L260 78L256 79L257 81L256 80L254 81L253 77L256 76ZM137 74L145 76L146 80L151 81L150 84L152 85V87H151L152 88V94H151L152 97H150L149 99H148V97H149L148 95H146V94H145V96L143 95L144 92H143L142 88L145 87V85L141 87L139 84L140 81H135L134 75H137ZM31 75H33V76H31ZM120 75L124 79L121 78ZM236 75H238V77ZM179 76H180V78L185 77L186 79L185 78L179 79ZM187 76L190 79L189 78L187 79ZM238 78H239V80H238ZM62 79H64L65 81H63ZM74 79H76V80H74ZM205 79H204V81H206ZM233 79L235 80V82ZM71 80L70 81L68 80L67 81L68 83L66 84V86L67 85L70 86V87H68V88H70V90H72V88L74 87L71 85L72 84ZM176 80L177 81L180 80L181 84L178 83L179 81L177 83L174 82ZM188 80H189V82L187 83L186 81H188ZM76 81H78V82H76ZM127 82H128V84H127ZM197 82L199 84H197ZM189 83L192 84V86ZM134 85H137V86L139 85L137 88L142 89V91L140 89L141 92H140V95H138L139 97L136 96L137 90H133V92H132V88L134 87ZM173 85L177 86L175 90H172ZM181 85H183V86H181ZM220 85H222L221 86L222 88L220 87ZM155 86H157V87H155ZM188 86H190V87H188ZM211 86H213V88H215V87L216 88L213 89ZM217 86L219 87L218 91H217V89H218ZM182 87H184V89ZM186 87L191 88V89H187ZM126 88H127L128 92L125 91ZM195 88H197V90ZM88 91L90 93V90H88ZM123 91H125L126 93ZM129 91L132 92L133 94L129 93ZM153 91H155V92L157 91L156 93H160V96H161L160 101L158 98H157L158 100H155L156 98H153L155 96V93ZM129 94H130V96H128ZM77 96H79V95H77ZM133 96L138 97L139 100L136 97H135L136 98L135 99ZM146 96H148V97L146 98ZM118 97H119V100H121V101H118ZM199 98L202 101H204L202 103L203 106L200 105V107L201 106L205 107L206 112L208 111L207 117H205V118H201V117L199 118V116L194 117V114H193L191 104H194L195 102H197V99L199 101L200 100ZM116 99H117V101H116ZM134 99H135V101H134ZM73 100H74V103L72 104L73 107L68 108L67 110L65 109L66 111L64 110L65 112H63V118L65 120H69V121H75L76 119H79V120L81 119L80 121H83L82 119L84 118L83 117L84 114H82V112H83V110L86 112V107H83V106L84 105L86 106V104H88V103H87V101H84V100H82V102H80V103H79V101H77L75 99H73ZM201 100H200V102H202ZM130 101H132V102H130ZM139 101H140V103L145 105V106L142 105L144 107L143 109H141L142 108L141 104H137V102L139 103ZM150 101H152V102H150ZM231 101L233 102V104L231 103ZM43 102H44L43 106L45 108L46 107L47 108L53 107V104H52L53 100L51 99V97L49 95H45V97L43 98ZM205 103H206V106H205ZM228 103L230 104V106ZM257 103L259 104V106ZM207 104H209V105H207ZM253 104L256 107L252 111L253 113H251V115L248 116V114H247L248 108L247 107H249L250 105H253ZM217 105H218V107L219 106L220 107L218 108ZM242 105L245 108L242 107V109L239 110L238 107H241ZM98 107H91V108H93L92 109L93 111L96 108L95 109L96 112L94 113L95 115L93 116L94 119L97 120L100 116V118H99L100 121L95 120L96 123L94 121L93 124L95 123V125H96L98 122H100L97 125H99L98 127L100 128L101 131H99L97 133V135L96 134H93V135L99 137L100 135L101 136H104V135L108 136L111 133L113 134L114 129L112 130V127L110 125L109 126H107V125L109 124L108 122H110L109 120H111V118L114 116L111 113L107 112V110H105L104 108H101V107L98 108ZM55 109L57 110V113L59 114L60 111L57 109V106H55ZM144 109H145V111H143ZM162 109L165 110V111L163 110L164 111L163 113H165V114L164 115L160 114V116H159L158 114H159V112L162 113L161 112ZM157 110H159V111H157ZM242 110H243V112H242ZM217 111L218 112L221 111L223 113H218ZM254 111L256 114L254 113ZM21 112L23 113V111H21ZM104 112H107V113H104ZM136 112H138V113H136ZM156 112H157V114H156ZM260 113H262V114H260ZM23 114H24V116L26 115L28 118L30 117L29 116L30 113L25 112ZM142 114H143V116H142ZM245 114L247 115V117ZM96 115H98V116L95 118ZM26 116H25V118H27ZM250 116L251 117L253 116V117L251 118ZM137 118H136V120H137ZM157 118H160V119H157ZM253 118H255V119L252 122ZM84 119H88L89 121L92 120L91 118L89 119L88 116H86ZM139 119L137 121L141 120V119L140 120ZM50 120L54 123H58L57 116L50 118ZM105 121H107V122H105ZM236 121L238 122V125H239L238 126V132H236V130L234 129V125H233V124L237 123ZM239 122H240V124H239ZM200 123H202L203 126ZM242 123H244V124H242ZM36 125H38V124L36 123ZM258 126L260 127L259 129H258ZM109 128H111V129H109ZM158 129H159V132L156 131ZM256 129H258V130H256ZM200 132L204 133V138H202V134ZM76 135H74L75 136L74 139L77 138L76 141H78L79 135L77 137H76ZM153 136H155V138H153ZM148 138L150 140H148ZM162 140H163V142H162ZM23 142L24 141L21 140V143H23ZM240 142H241V145L240 146L237 145V144H240ZM244 143H246L247 147H246V145L244 146ZM23 144L25 146V143H23ZM244 147H246L248 149L246 150V148H244ZM86 148L87 149L85 150V149L80 147L79 149L76 150L75 153L72 152L75 159L78 160L77 162H80L78 164H79V166L82 167V169H84V170L87 169L86 171H90V172H96L97 171V173L100 175V177L101 176L105 177L108 174H112L110 172H113V173L116 172L115 174L119 175L120 171H119L118 167L116 168L117 165L112 161H109V160L106 161L107 158L104 156V153L98 151L97 149L93 152V150L91 148H89V147H86ZM241 148L242 149L244 148L245 152H243V150ZM233 149H234V151H232ZM237 149L240 150V152L241 151L243 152V153L241 152L242 155L240 154L239 151L237 152ZM77 151H79V152H77ZM230 152L232 154H230ZM234 152H236V154ZM101 155L104 156V157L102 156L104 159L100 157ZM218 155L221 157H218ZM52 158L54 161L56 160L55 163L57 161L59 162L58 158H56L54 156ZM95 158H98V159H95ZM99 158L101 161L99 160ZM102 159L105 160L106 162L102 161ZM58 162L55 164L56 167L58 168V170L61 169L60 171L64 172V169L61 166V163L60 162L58 163ZM109 162H110V164H109ZM111 163H112V165H111ZM113 163H114V165H113ZM101 164H103V165H101ZM101 166H102V171L98 172V170H101ZM99 167H100V169H98ZM107 167L109 169H111L113 167L112 171L110 170L108 174H106L108 172ZM115 169L118 170V173ZM255 171H256V173L257 172L259 173V174L257 173L258 178L255 176V174H256ZM232 172H233V174H232ZM260 173H262L263 175ZM115 174H113V175H115ZM169 175H171V176H169ZM138 177H140V179ZM260 177H261V181H260L261 183L259 182ZM168 180H169V184H168ZM0 181H1V178H0ZM141 181H142V183L143 182L146 183V181H147V185L145 184V187H143L144 184H141ZM161 181H162V183H161ZM148 182H151V183L148 184ZM2 183L3 182L1 181L0 187L1 186L5 187V184L4 183L2 184ZM256 183H257V187H256ZM67 185L70 189H73L74 192H76L78 194V196H80V197H78L79 199L78 198L76 199L77 200L76 204L78 206L80 205L79 208L82 209L83 205L85 204L86 206L90 207L96 213L100 212V207L106 208L107 211H109V214L112 212H115V211H113L115 209H113V207L110 206L106 200H105L106 201L105 202L103 200L101 201L100 199H93V198H97V197H94L95 194L93 192H91V193L88 191L86 192V189H84L85 187L82 186L83 184H81L80 181H77V182L71 181V183H70V180H69L67 182ZM193 185H195V186H193ZM2 187H1L0 192L3 193V197L5 196V198L8 201L10 199L11 201H9V203H12L15 205L17 204V206L19 208L23 209V215H25L23 218H24L25 223H28L27 225H31V224H36L38 222L37 224L40 226V228H38V230L40 232L39 231L36 232V236H35L37 238V239H35V244H36V245L34 244L35 248H34V250L32 249L33 250V255H32L33 258L32 259L36 260L38 255L41 254L39 249L41 247L44 248L46 244H48V246L50 244L48 235L51 232H48V230H46L47 226H48V229H50V227H52L53 224L56 225V223H57L59 225H63V223H64L63 226L65 228L66 226H68L69 223L73 222V220L71 219L70 216L68 217V215H69L68 210L62 209L64 207L52 208L53 210L51 211L50 210L51 208H49V207L38 206L36 204L32 205V204H29L28 202H25V200L23 199V197L21 195L14 193L7 186H6L7 189H3L4 187L3 188ZM254 187L256 188V190L254 189ZM257 188H258V190H257ZM137 189L138 190L140 189L142 191L138 192ZM4 190L6 193L3 192ZM135 190H136V192H135ZM256 191L257 192L259 191L258 194ZM261 191H262V194H261ZM191 192H193V191H191ZM259 193H260V195H259ZM7 195L9 196V198L6 197ZM140 196L142 198H140ZM139 199H141V200H139ZM98 200L100 202H103V203H100ZM23 201L26 204H24ZM80 201L81 202L84 201L83 204ZM27 203L29 205H27ZM105 203H107V204H105ZM148 203L149 202H146L147 205L145 208H143L144 212L142 209V211H141L142 213L141 212L139 213L141 216L145 215L146 218H150V216L151 217L154 216V214L157 213V211H158V209H157L158 207L152 208L150 203L149 204ZM97 204L100 205V207ZM190 204H191V202H190ZM147 206H148V208H147ZM109 207H111V208H109ZM54 209H56V210H54ZM223 209L225 211L227 210L228 212L227 211L225 212L226 215L223 214V217H222L223 219L221 222L222 226L221 225L218 226L217 225L218 224V217H220V216L217 213H220V210H223ZM191 210H193V209H191ZM57 211L59 214L56 213ZM34 212H36V213H34ZM61 213L62 214L64 213V214L62 215ZM37 214L40 216H38ZM112 214L113 215L115 214V216H116L118 214V212H117V214L116 213H112ZM65 215H67V217ZM118 215L116 217H119ZM25 217H26V219H25ZM69 219L72 221H70ZM6 221H7V223H10L9 220H5V223H6ZM32 221L35 223H32ZM51 223H52V225H51ZM184 223L187 224L186 222H184ZM49 224L51 226H49ZM71 224L73 225V228H74L75 223L73 222ZM71 224H69V227H66L68 229L65 228L67 230V232H69L68 230H70L72 228ZM214 224H215V227H216V225L218 227H217V230L213 233L212 231H210V229H211L210 226L214 225ZM136 225L142 226L139 223ZM93 226L94 225H87L88 228L85 227V229H83V231L81 229H79L78 227H75L76 231L74 229L70 230L71 231L70 234L72 233L73 237L75 235L74 238H77V239L73 238L74 239V245H76V247H80V246L82 247L85 243L84 241H87L90 239L92 240L94 238L96 240H100V238H101L100 241L106 240L104 231L100 227L97 228L96 226H94V227ZM184 228L189 229V230L191 229L190 227L188 228V226H185ZM193 229H194V231H193ZM197 229L199 231L201 229L202 230L200 232H197ZM203 229L206 231H204ZM42 230H43V232H42ZM46 231L48 232V234H44ZM218 231H220V232H218ZM204 232H206V233H204ZM0 233H1V231H0ZM102 233L104 234V237L102 236L103 235ZM250 233H252V234L250 235ZM203 234H205V235L203 236ZM206 234H208V235H206ZM241 235H243V238ZM252 236H253V238H254V236L256 238V240H254L255 243L252 242V239H253ZM2 240H3L2 234H0V264H5V263L6 264H31L24 258H21V257L19 258V257H16V255H12L9 252L10 249L4 245ZM137 241H138V239H136V242ZM140 241H142V240L139 239V241L137 242V245L139 244L140 245V246L138 245L139 248H143L141 245H143L144 243L142 244V243H140ZM68 242L69 241H67L66 247L69 248V250H67V251L70 253V252H73L75 250V248L74 247L72 248L73 243H71V242L68 243ZM142 242H145V240L143 239ZM258 242H260V243H258ZM21 243L23 246L21 248H24L25 244L23 242H21ZM214 243L216 244L217 247L215 246ZM38 244H39V248H38ZM68 244H69V247H68ZM137 245H135V246H137ZM238 246L241 248L240 254H242L244 252V254H242L243 256L239 255V252H238L239 247ZM219 247L221 248L220 249L221 251L219 250ZM228 247H230V248H228ZM70 249H72V250H70ZM229 249H230L229 252L230 253L232 252L231 253L232 255L228 252ZM231 249H234V250H231ZM236 250H238V251H236ZM225 251L227 252V254H225ZM223 252H224V254H223ZM237 252H238V254H236ZM73 253H72V255L74 257H76L75 256L76 251ZM233 253H235L236 255L234 254V256H233ZM169 257H168L169 260H171V261L175 260L174 258H172V257L169 258ZM203 257H205V258H203ZM243 257H244V259H242ZM14 258H16V259H14Z\"/></svg>",
    "mask_w": 264,
    "mask_h": 264
}]
</instances>
